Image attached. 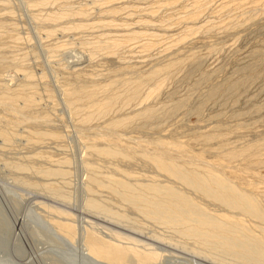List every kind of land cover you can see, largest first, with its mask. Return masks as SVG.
<instances>
[{
    "label": "rangeland",
    "instance_id": "rangeland-1",
    "mask_svg": "<svg viewBox=\"0 0 264 264\" xmlns=\"http://www.w3.org/2000/svg\"><path fill=\"white\" fill-rule=\"evenodd\" d=\"M67 8L75 14L71 16ZM77 24L86 28L76 30ZM247 55L254 62L262 59L258 69L257 64L250 65L252 74L251 68L240 69L246 60L242 56ZM263 61L264 0H0V91L6 87L12 89L7 93L17 94L15 108L0 99V133L9 135L0 136V264H87L80 245L89 232L122 245L163 252L160 261L146 264H234L229 256L218 261L170 228L147 220L109 193L104 182L112 177L133 186L170 183L188 196L191 193L189 197L209 212L231 213L184 189L142 159L168 146L176 161L210 167L239 191L251 194L264 209ZM161 69L167 72L148 79L152 71ZM161 78L165 81L159 96L146 98ZM234 81L243 82L238 87L243 88L229 95L226 87ZM94 87V96L80 94L83 88ZM217 88L218 95L210 96ZM69 90H75L72 95L80 100L70 99ZM114 92L117 98L112 97L108 116L103 119L93 108L89 112L95 102L107 101ZM25 96L29 103L21 101ZM149 108L153 116L147 118ZM91 112L93 118L85 124L83 117ZM124 118L128 120L122 127L115 129L110 123ZM39 133L46 141L37 140ZM95 147L114 148L126 157L106 159L92 151ZM230 152L238 157L229 159ZM46 170L60 173L59 178L48 177ZM92 177L104 189L89 183ZM90 199L109 211L99 210V214L86 207ZM111 211L113 216L119 214L117 218L111 215V220ZM237 216L253 228L255 236L262 235L261 224ZM60 219L69 220L76 230L74 240L53 225ZM133 263L137 264H129Z\"/></svg>",
    "mask_w": 264,
    "mask_h": 264
},
{
    "label": "bare ground",
    "instance_id": "bare-ground-1",
    "mask_svg": "<svg viewBox=\"0 0 264 264\" xmlns=\"http://www.w3.org/2000/svg\"><path fill=\"white\" fill-rule=\"evenodd\" d=\"M68 1V0H67ZM57 3V2H56ZM196 4V3H195ZM92 5V4H91ZM44 8V7H43ZM69 8V7H68ZM68 8L66 10H68ZM73 10V9H72ZM70 11V14L71 16L75 13H72L73 11ZM195 10V9H194ZM67 11V12H68ZM63 12V11H62ZM68 12V13H69ZM76 12V11H75ZM83 15L84 13L81 12ZM194 13V12H193ZM67 14V13H66ZM79 14H80V10H79ZM81 14V15H82ZM49 15V14H48ZM46 16V17H49V16ZM56 15V14H55ZM58 15V14H57ZM61 15V13H60ZM194 15V14H193ZM193 15H189V16H193ZM255 15V14H254ZM52 16H54L52 14ZM69 16V15H68ZM45 17V18H46ZM58 17V16H57ZM54 18V17H53ZM251 18V17H250ZM87 19V18H86ZM247 19V18H246ZM51 20V19H50ZM55 20V18H54ZM88 20V19H87ZM193 20V19H192ZM47 21V20H46ZM49 21V20H48ZM52 22V21H51ZM55 22V21H54ZM195 23V22H194ZM196 24V23H195ZM197 25V24H196ZM75 26V25H74ZM88 26V25H87ZM101 26V25H100ZM105 26V25H104ZM107 26V25H106ZM194 26V25H193ZM199 26V25H197ZM201 26V25H200ZM82 28L84 29L83 25H76L75 26V29L76 28ZM86 28V27H85ZM201 27H199L198 29H200ZM197 29V30H198ZM77 30V29H76ZM49 32V31H48ZM134 33V32H133ZM140 34V33H139ZM136 36V33L133 34V36ZM53 36V35H52ZM132 36V33L131 35ZM137 38V37H135ZM134 39V38H133ZM121 40V39H120ZM128 40V39H127ZM110 41V40H109ZM118 41V40H117ZM124 41V39L122 40ZM94 42V41H93ZM96 43V42H95ZM113 43V42H112ZM111 43V44H112ZM123 43V42H121ZM115 44V43H114ZM102 45V44H101ZM109 45V44H108ZM121 45V44H120ZM148 45L150 44H145L142 45L141 47H148ZM96 46V44H95ZM100 46V44L98 45ZM111 48H109V46H107L110 50L112 49V45H110ZM144 47V48H145ZM103 48V47H102ZM102 48H100L102 50ZM118 48V45L117 47ZM247 48V47H246ZM245 48V49H246ZM97 49V48H96ZM149 49V48H148ZM147 49V50H148ZM104 50V49H103ZM255 51V50H254ZM108 52V51H107ZM254 54V52H253ZM251 54V56L253 55ZM73 55V54H72ZM71 55V56H72ZM243 55V54H242ZM246 55V54H245ZM248 55H250L248 53ZM242 56L243 58L241 59L242 61H245L244 62H241L240 60V66L243 65V67L241 66L240 69H243V68H247L248 71L249 69L251 68L250 72L251 74L254 72L252 69V67L256 66V64L260 63L261 65V58L259 62H254L253 61V58L250 57V56ZM262 56V55H261ZM259 57V56H258ZM257 57V58H258ZM71 58V57H70ZM250 58L251 60L253 61V64H251L252 62H250ZM256 58V57H255ZM254 58V59H255ZM263 58V57H262ZM258 61V59H256ZM248 61L250 62V64L248 66H244V64L248 63ZM264 62V61H263ZM255 64V65H254ZM257 64V67L255 68L258 69L259 66ZM250 65H253L252 67H250ZM263 65V64H262ZM171 66V65H170ZM169 66V67H170ZM173 66V65H172ZM167 67V66H166ZM261 67V66H260ZM165 69V67H164ZM168 69V68H167ZM170 69V68H169ZM172 69V68H171ZM239 69V68H238ZM163 69L161 70H155V71H152L150 73V75H147L148 79L149 80H153V79H156L158 78V76L162 73ZM166 70V69H165ZM244 71H246V69H244ZM247 71V72H248ZM163 72H167V71H164ZM170 72V71H169ZM242 72V71H241ZM246 72V73H247ZM244 73V72H243ZM256 73V72H255ZM24 74V73H23ZM28 74V73H27ZM163 74V73H162ZM237 74V73H236ZM240 74V73H238ZM237 74V75H238ZM258 74V73H257ZM26 75V74H25ZM29 75V74H28ZM27 75V76H28ZM31 75V74H30ZM29 75V76H30ZM246 75V74H245ZM249 75V74H248ZM247 75V76H248ZM32 77V76H30ZM164 76V75H163ZM167 76V75H166ZM165 76V78H166ZM239 76V75H238ZM256 76V75H255ZM24 77V76H23ZM160 77V76H159ZM235 77V76H234ZM254 77V76H253ZM25 78V77H24ZM164 78V79H165ZM248 78V77H247ZM250 78V77H249ZM252 78V77H251ZM27 79V78H25ZM140 79V78H139ZM138 79V80H139ZM162 82L160 81V79L158 80L159 82H161L159 84V82H156V85L154 84V87L153 89L148 92V94L146 95V98L147 96H154L155 94V98H157L160 94L159 91L162 90V86L164 85V79L161 78ZM244 82L246 80L245 77H243ZM251 81L253 79H250ZM241 81V80H240ZM249 81V80H247ZM137 82V80H136ZM27 83V82H26ZM243 82H241L240 84H242ZM162 84V86H160ZM226 84V83H224ZM237 81H234V82H231L227 87H226V90H229L230 93H228L229 95H231V90H234L235 88H238L239 85H240ZM244 84V83H243ZM136 85V84H135ZM134 85V86H135ZM227 85V84H226ZM7 86V84H6ZM134 86H133V92L135 94V92L137 91L136 87H138L139 85L137 84L135 86V89L136 91H134ZM151 86V85H149ZM220 87V85H218ZM216 86V87H218ZM222 86V85H221ZM224 86V85H223ZM222 86V87H223ZM152 87V86H151ZM162 87V88H161ZM218 87V88H219ZM217 89H212L208 91V93L210 94V96H214L215 97V94L218 93L220 90ZM241 88V87H240ZM238 88V89H240ZM243 88V87H242ZM241 88V89H242ZM2 90V88H0ZM19 89V88H18ZM223 89V88H222ZM3 92L0 93L1 96H0V99L3 101V104L4 103H9V104H5V105H17V103H15L16 99H17V94L16 96L15 95H12V94H9L7 92H9V90L12 91V89H9V88H6V87H3ZM23 90V89H21ZM126 90V89H124ZM225 90V91H226ZM16 91V89H15ZM13 90V92H15ZM20 91V89H19ZM18 91V92H19ZM27 91V90H26ZM223 91V90H222ZM227 92V91H226ZM32 93V92H31ZM67 93H70V99H73V101H77V100H80L78 97H74L72 94L75 93V90H69L67 91ZM158 93V94H157ZM207 93V95H209ZM223 93H225L223 91ZM25 94V93H23ZM33 94V93H32ZM36 94V93H35ZM80 94L81 95H84L86 98H90L92 96H94L96 94V91H95V87L92 88V89H87V88H83L82 91H80ZM115 92L113 93L112 96H110V98H108L107 101H102L101 103L99 102H95L90 108H89V112L90 110H94L95 112H97L99 115H102V118L104 119L103 116H106L109 112L111 111V109L109 110V107L111 108V104L115 101H113L112 97L114 96ZM118 94V93H117ZM133 94V93H132ZM157 94V95H156ZM196 94V93H195ZM227 93H225V96H226ZM233 94H235V92L233 91ZM20 95V94H18ZM109 96V94H107ZM111 95V94H110ZM218 95V94H216ZM15 96V97H14ZM21 96V95H20ZM24 96V95H23ZM33 96V95H32ZM106 96V97H108ZM117 96V95H115ZM113 97V98H117V97ZM234 95H232L231 97H233ZM239 96V95H238ZM241 96V95H240ZM14 97V98H13ZM105 97V96H104ZM243 97V96H241ZM16 98V99H15ZM19 98V97H18ZM21 98V97H20ZM25 98H27L26 96L22 99L21 101H24ZM211 98V97H210ZM229 98V97H227ZM30 99V98H29ZM34 99V98H32ZM104 100V98H101ZM206 98L204 97V100ZM212 99V98H211ZM231 99V98H230ZM155 100V99H154ZM220 100V99H218ZM222 100V99H221ZM234 100V99H233ZM1 101V102H2ZM26 102H30L29 100H25ZM23 102L24 104L26 102ZM34 101V100H33ZM203 101V100H202ZM207 101H209V99H207ZM211 101V100H210ZM225 101V100H224ZM17 102V101H16ZM143 102V101H142ZM22 103V104H23ZM19 104V103H18ZM23 104V105H24ZM33 104V103H32ZM36 104V101L35 103ZM2 105V104H1ZM37 106L39 105V102L36 104ZM180 105V104H179ZM179 105H176L177 107H179ZM27 106V105H26ZM33 106V105H32ZM35 106V105H34ZM33 106V107H34ZM85 106V105H84ZM182 106V105H180ZM15 108V106H12ZM19 107V106H18ZM80 107V106H79ZM29 108V107H27ZM31 108V107H30ZM176 108V107H175ZM181 108V107H180ZM34 109V108H33ZM147 109V108H146ZM13 110V109H12ZM28 110V109H27ZM32 110V108L30 109ZM36 110V109H35ZM77 110V109H76ZM91 110V111H92ZM109 110V111H108ZM153 110V109H151ZM150 108L149 110H147V112L149 113L148 117L149 118L150 116H153V111L151 112ZM156 111H154L155 113ZM170 112V111H169ZM33 113V112H32ZM93 112L87 114V117L83 119L86 120V122H84L85 120L81 121V122H84L85 124L87 123V121L91 118H93L92 116L94 114H92ZM151 113V114H150ZM92 114V115H91ZM106 114V115H105ZM155 114H158V113H155ZM154 114V115H155ZM169 114V113H168ZM35 115V114H34ZM37 115V114H36ZM35 115V116H36ZM99 115H95L96 117L95 118H99L100 116ZM137 115V113H136ZM34 116V117H35ZM108 116V115H107ZM135 116V115H134ZM37 117V116H36ZM35 117V118H36ZM133 117V116H132ZM145 117V116H144ZM50 118V117H49ZM101 118V119H102ZM39 119V118H38ZM4 120V119H3ZM60 120V119H59ZM80 120V119H79ZM94 120V119H93ZM128 118H124V119H117V120H113L111 121V125L115 128V127H122L124 124L125 121H127ZM48 121V120H47ZM91 121V120H89ZM96 121V120H95ZM33 122V121H32ZM105 122V121H103ZM205 122V121H204ZM203 122V123H204ZM47 123V122H46ZM80 123V122H79ZM91 123V122H89ZM88 123V124H89ZM206 123V122H205ZM209 123V122H208ZM208 123H206L208 125ZM41 124V123H40ZM158 124V123H157ZM50 125V124H49ZM109 125V126H111ZM147 126V125H146ZM206 126V125H205ZM213 126V125H212ZM153 127V126H152ZM163 127V126H162ZM202 127H203V124H202ZM201 127V128H202ZM210 127V125H209ZM208 127V128H209ZM214 127V126H213ZM38 128V127H37ZM43 128V127H42ZM87 128V126H86ZM107 128V127H106ZM211 128V127H210ZM112 129V128H111ZM116 129V128H115ZM91 130V129H89ZM93 130V129H92ZM104 130V129H103ZM114 130V129H113ZM158 130V129H157ZM205 130L206 127H205ZM41 131V129H40ZM47 131V130H46ZM45 131V132H46ZM109 131V130H108ZM117 131V130H116ZM115 131V132H116ZM170 131V130H169ZM29 132V131H28ZM48 132V131H47ZM114 132V131H113ZM4 134V135H3ZM7 133H0V136L2 139H4L2 136H9L8 134L6 135ZM11 134V133H9ZM43 134V133H42ZM42 134L40 135L39 133V138L37 139L38 141H40V138H41V141L42 139H44V136H42ZM48 135V134H47ZM12 137V135H10ZM36 136V135H35ZM83 136V135H82ZM6 137V138H7ZM31 137V136H30ZM29 137V139H30ZM48 137V136H47ZM54 136H52V140L55 139L53 138ZM57 137V136H56ZM111 137V136H110ZM34 138V137H33ZM209 138V137H208ZM211 138V137H210ZM9 139H12V138H9ZM48 139V138H47ZM119 139V138H118ZM213 139V138H211ZM210 139V140H211ZM13 140V139H12ZM36 140V139H35ZM45 140V139H44ZM208 140V139H207ZM206 140V141H207ZM4 141V140H3ZM11 141V140H9ZM9 141H6V142H9ZM46 141V140H45ZM112 141V140H111ZM205 141V140H204ZM205 141V142H206ZM12 142V141H11ZM14 142V141H13ZM28 142V141H27ZM26 142V143H27ZM29 143H30V140H29ZM34 146V144L36 145V143H33L31 142ZM38 143V142H37ZM209 143V142H208ZM14 144V143H13ZM40 145V143H38ZM37 144V145H38ZM46 144V143H45ZM32 146V147H33ZM42 146V145H41ZM182 146V145H181ZM209 146V145H208ZM212 146V145H211ZM35 148V147H34ZM159 149L162 148L161 147H158ZM164 148V147H163ZM162 148V151H159V152H155V156L154 154H149V156H142V159L145 160L146 162L149 163V165H153L158 171L162 172L163 174H165L166 178H170L172 179V181H175L177 182V184H181L183 187H185L184 189H189L191 190L190 192L193 191V194H197V196L199 195L200 197H203L204 200L207 199V201H212L214 203H216L219 207L221 206V208L227 210L228 212L231 211V213L229 214H226V213H216L214 214L213 212H209V210H207L206 208L202 207L198 202H196L194 200V198L192 197H189L191 195L188 196L185 194L184 191H180V188L179 190L178 189H175L174 186H172L170 183H167L164 184H154V182L151 184H138L137 186H133V184L131 185L130 183L124 181V180H121V179H115V178H109L107 180V182H104V184H108L107 186L103 185L102 183L100 184V181L98 182V179L97 178H94L92 177V179H89L90 181H88L89 183L93 182V184H96L95 186H97L98 184V188L99 187H102L101 185L105 186L104 188H106L109 193L111 191V193L113 192L115 195H118L121 200L125 201L126 205H131L135 210H137V212L141 213V216L144 215L146 218H148L147 220L151 219V221H155V224L159 225H164L166 227H168V229L170 228L171 231L173 230L175 233V235H179L180 238L184 240H187V241H191L193 243V246L196 245V247L198 246L201 247L202 249L204 248V250L208 251V255H210V257L212 255L220 258V260L218 259V261H222L224 257H226V260L228 259V256L230 259L228 260H232L234 264H264V209L263 207L260 205L259 201L255 198H253V196L251 194H249L248 192H243V191H239L238 188L236 189L234 187V185L232 186L231 184H229L230 182H227V180L225 181L223 178H221V175H217L216 172H214L213 170L210 169V167L206 166L207 168H204V167H199V166H195V165H189L187 166L186 165V161L183 160V162H180V161H176V159H174L173 157H171L169 154L170 152L168 151V149L170 147L166 146L164 149ZM33 149V148H32ZM211 149V148H210ZM90 150V149H89ZM95 154H97L98 156H104V157H107L106 159H114L116 157L118 158H121L119 156H125L123 155L124 153H122V151H118L117 149H114V148H93L92 150ZM214 151V150H212ZM225 151V149H224ZM92 152V153H93ZM236 152V151H235ZM235 152H230V156H229V159L231 158H237V153ZM178 153V152H176ZM181 153V152H180ZM175 154V153H174ZM223 154V153H222ZM94 155V154H93ZM129 155V154H128ZM179 155V154H178ZM96 156V155H95ZM131 156V155H129ZM177 156V155H176ZM184 156V155H182ZM126 157V156H125ZM124 157V159H125ZM128 158V156H127ZM126 158V159H127ZM33 159V158H32ZM37 159V157L35 158ZM41 159V158H40ZM122 159V158H121ZM130 159V158H129ZM49 160V159H48ZM60 161V160H58ZM62 161V159H61ZM67 161V160H66ZM230 161V160H229ZM29 162V160H28ZM38 162V161H37ZM55 162V161H54ZM65 162V161H64ZM62 162V164H65L67 165L66 163L68 162ZM49 163H52L49 161ZM60 163V162H58ZM199 164V162H198ZM17 165V164H15ZM14 165V166H15ZM22 165V164H20ZM19 165V166H20ZM33 165V164H32ZM61 165V164H60ZM86 165V164H85ZM19 166H17L19 168ZM51 166V165H50ZM56 166L57 164H55V169H56ZM247 166V165H246ZM16 167V166H15ZM16 167V168H17ZM92 167V166H91ZM21 168V166H20ZM19 168V169H20ZM23 168V167H22ZM28 168V167H27ZM29 168H33L32 167H29ZM29 168L27 169V173H31L29 172ZM54 168V167H53ZM215 168V167H214ZM213 168V169H214ZM46 169V168H45ZM58 169V168H57ZM91 169V168H90ZM20 170H23V169H20ZM44 170V169H43ZM93 170V169H92ZM91 170V171H92ZM32 171V170H30ZM47 172H45L44 174L45 175H49L48 177L51 178L50 175H53L56 177V175H58V178H59V175L60 173H54V172H51L52 170H46ZM49 171V172H48ZM59 171V170H58ZM96 171V170H94ZM24 173V170L21 171ZM34 172V170H33ZM119 172V171H118ZM159 172V173H160ZM15 173V172H14ZM36 174V172H34ZM67 173V172H66ZM56 174V175H54ZM37 175V174H36ZM68 175V174H66ZM35 176V175H34ZM65 176V175H64ZM54 177V178H55ZM102 179L104 176H101ZM106 177V176H105ZM104 177V178H105ZM110 177V176H109ZM164 177V176H163ZM53 178V179H54ZM66 178V176H65ZM89 178V177H88ZM44 179V178H43ZM97 179V180H96ZM107 179V178H106ZM92 180V181H91ZM165 180V179H164ZM168 179H166L167 181ZM163 181V180H162ZM25 182V181H24ZM102 182V181H101ZM169 182V180H168ZM174 182V183H175ZM28 183V181H27ZM27 183H24V184H27ZM33 183H36V182H33ZM173 183V182H171ZM22 184V183H21ZM23 184V186H24ZM38 184V183H37ZM92 184V185H93ZM170 184V185H169ZM176 184V185H177ZM49 186L47 187H50V184H48ZM175 185V184H174ZM28 186H29V183H28ZM38 187V186H37ZM45 187V186H43ZM53 186H51V190L53 189L52 188ZM31 188V187H30ZM91 187L87 188V189H90ZM103 188V187H102ZM103 188V189H104ZM182 188V187H181ZM100 189V188H99ZM50 190V191H51ZM91 190V189H90ZM48 191V190H47ZM187 192V190H185ZM91 192V191H90ZM49 193V192H48ZM56 193H60L59 190L56 192ZM55 194V192H54ZM53 194V195H54ZM90 194V193H89ZM56 195V194H55ZM62 196V193L60 194ZM251 195V196H250ZM57 196L59 197V194H57ZM114 196V195H113ZM196 196V195H194ZM115 197V196H114ZM117 197V196H116ZM115 197V198H116ZM196 198V197H195ZM89 199V198H88ZM118 199V198H117ZM57 200V199H56ZM60 200V199H59ZM120 200V199H119ZM89 202H87L88 204L86 205V207H89L90 209L92 210H98V213L100 214V211H106L103 207V205H100L98 204V202L96 203L95 201H93L92 199L88 200ZM208 201V202H209ZM101 203V202H100ZM122 203V202H121ZM102 204V203H101ZM125 206V205H123ZM107 209L109 208L108 205L106 206ZM88 208V209H89ZM213 208V207H212ZM130 209V208H129ZM109 210H107L106 212H108ZM224 211V210H223ZM94 212H97V211H94ZM136 212V211H135ZM216 212V211H215ZM113 213L114 212H110V216L108 214V216L111 218L112 220V217L113 218H117L116 216L119 215L118 213L115 212L114 216H113ZM243 215V216H246L250 219H253L255 220V222L258 224H261L262 225V229L263 231L259 228V231L261 230L262 231V235L261 236H255L253 233H252V229H250V227H247V225L243 223V221L238 218L237 215ZM104 215V213L102 214ZM112 215V217H111ZM123 215V214H122ZM67 216V215H66ZM107 216V217H108ZM140 216V214H139ZM143 216V217H144ZM127 217V216H126ZM142 217V218H143ZM144 217V218H145ZM241 217V216H240ZM120 218H124V216H121ZM119 218V219H120ZM145 218V219H146ZM59 219V218H58ZM125 219V218H124ZM118 222V220H117ZM124 222V220H123ZM130 222V221H129ZM157 222V223H156ZM53 225H55V227L61 232V234L63 236H65V238H67L68 240H74V238L76 237V233L73 228V226L71 225V223H69V220L68 222L65 221V219H60L59 221H53ZM154 223V222H152ZM260 225V226H261ZM123 227V226H122ZM128 227V226H127ZM165 228V227H164ZM168 229H165L168 230ZM131 231V230H130ZM170 231V230H169ZM258 231V232H259ZM111 232V231H110ZM163 232V231H162ZM88 233V232H87ZM172 233V232H171ZM98 234V233H97ZM260 234V233H258ZM79 235V234H78ZM113 235V234H112ZM123 235V234H122ZM141 235V234H140ZM80 236V235H79ZM102 237V236H101ZM100 236L96 235L95 233L93 232H89L84 241H83V244L80 245V251L82 253L81 257L85 256L84 258L89 261L90 263H95V264H129L131 262H135L137 264H146V263H154V261L158 262L160 261L161 259V255L162 253L160 254L158 251H157V248H137V246H133L134 244L132 245H122V243L118 242V241H114L113 240H109V239H104L103 237L101 238ZM163 238V237H162ZM64 239V238H63ZM131 239V238H130ZM127 240V239H126ZM129 240V239H128ZM161 240V239H160ZM159 240V241H160ZM132 241V240H131ZM130 241V243H131ZM133 242V241H132ZM136 244V243H135ZM168 244V243H167ZM138 245V244H137ZM170 245V244H169ZM141 247V246H140ZM146 247V246H145ZM160 249V248H159ZM186 249V248H185ZM193 249V248H192ZM198 250L200 249H195V252H198ZM160 251V250H159ZM162 251V250H161ZM184 252V251H183ZM193 252V251H192ZM79 253V252H78ZM166 254V253H165ZM163 254V255H165ZM200 255H201V252H200ZM202 256V255H201ZM223 258H222V257ZM197 257V256H196ZM83 258V260H85ZM215 259V258H214ZM82 260V261H83ZM85 262L87 264H89V262ZM84 262V261H83ZM224 262V261H222ZM226 263V262H225ZM229 263V262H228ZM134 264V263H133ZM203 264V263H202Z\"/></svg>",
    "mask_w": 264,
    "mask_h": 264
}]
</instances>
